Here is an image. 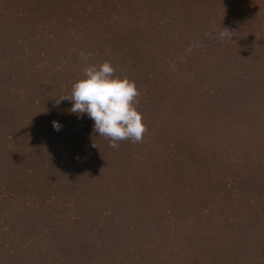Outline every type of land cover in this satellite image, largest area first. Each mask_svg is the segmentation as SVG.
<instances>
[{"label": "trees", "instance_id": "obj_1", "mask_svg": "<svg viewBox=\"0 0 264 264\" xmlns=\"http://www.w3.org/2000/svg\"><path fill=\"white\" fill-rule=\"evenodd\" d=\"M104 61L140 143L55 104ZM0 264H264V0H0Z\"/></svg>", "mask_w": 264, "mask_h": 264}, {"label": "clouds", "instance_id": "obj_2", "mask_svg": "<svg viewBox=\"0 0 264 264\" xmlns=\"http://www.w3.org/2000/svg\"><path fill=\"white\" fill-rule=\"evenodd\" d=\"M80 55L87 62L92 53L81 52ZM116 71L108 61L87 64L83 78L72 84L70 94L55 99L56 105L63 100L70 101L71 113L86 114L91 118L93 131L107 139L109 147L114 149L119 147L120 141L142 142L147 132L142 114L136 107L140 93L135 82L115 75ZM53 127L59 131L61 126L53 121Z\"/></svg>", "mask_w": 264, "mask_h": 264}]
</instances>
